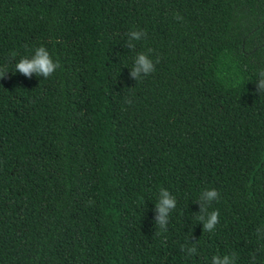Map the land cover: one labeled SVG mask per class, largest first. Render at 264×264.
<instances>
[{
    "label": "trees",
    "instance_id": "trees-1",
    "mask_svg": "<svg viewBox=\"0 0 264 264\" xmlns=\"http://www.w3.org/2000/svg\"><path fill=\"white\" fill-rule=\"evenodd\" d=\"M40 46L52 76L14 71ZM5 66L0 264H264V0H0Z\"/></svg>",
    "mask_w": 264,
    "mask_h": 264
},
{
    "label": "clouds",
    "instance_id": "clouds-1",
    "mask_svg": "<svg viewBox=\"0 0 264 264\" xmlns=\"http://www.w3.org/2000/svg\"><path fill=\"white\" fill-rule=\"evenodd\" d=\"M176 19H181L179 14L176 15ZM142 35H145L143 30H130L128 33L129 36V46L134 47L135 45L132 41L141 40ZM151 49H149V52ZM15 54L13 53V56ZM60 67L59 61L53 60L49 51L46 47L40 46L34 50V54L31 56H24L15 64L14 71H18L25 76H31L35 73L37 76H44L48 78L52 76L56 70ZM153 62L148 55L141 52L138 53L135 57V65L132 68L131 75L133 77H139V74L143 71L144 73H150L153 70ZM7 68H0V77H3ZM261 77L258 87L264 89V69L258 73ZM220 196L216 189H205L200 196V199L205 201L201 204L200 213L195 217L196 221L203 222L204 232H213L216 225L219 223V212L218 210L209 211L207 204H210L213 201L219 200ZM176 197L172 195L167 189L161 188L159 190V198L156 202V211L158 213L156 218V223L160 232H167V223L169 220L170 213L176 208ZM260 231L259 228L256 229L258 234ZM264 240V238H258ZM183 247V246H182ZM195 250V245L189 249V252ZM236 256L234 254H223L215 255L212 257V264H235ZM252 264H255L256 253L254 252L251 256Z\"/></svg>",
    "mask_w": 264,
    "mask_h": 264
}]
</instances>
